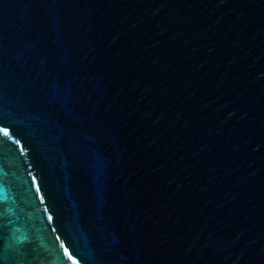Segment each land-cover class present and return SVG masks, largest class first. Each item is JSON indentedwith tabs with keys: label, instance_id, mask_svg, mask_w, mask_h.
<instances>
[{
	"label": "water",
	"instance_id": "95a60500",
	"mask_svg": "<svg viewBox=\"0 0 264 264\" xmlns=\"http://www.w3.org/2000/svg\"><path fill=\"white\" fill-rule=\"evenodd\" d=\"M0 264H264V0H0Z\"/></svg>",
	"mask_w": 264,
	"mask_h": 264
}]
</instances>
